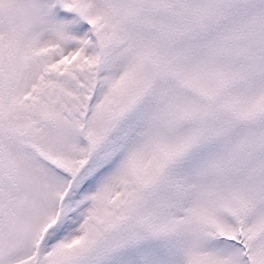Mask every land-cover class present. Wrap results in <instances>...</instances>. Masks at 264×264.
Wrapping results in <instances>:
<instances>
[{
	"label": "snow or ice",
	"instance_id": "1",
	"mask_svg": "<svg viewBox=\"0 0 264 264\" xmlns=\"http://www.w3.org/2000/svg\"><path fill=\"white\" fill-rule=\"evenodd\" d=\"M0 264H264V0H0Z\"/></svg>",
	"mask_w": 264,
	"mask_h": 264
}]
</instances>
